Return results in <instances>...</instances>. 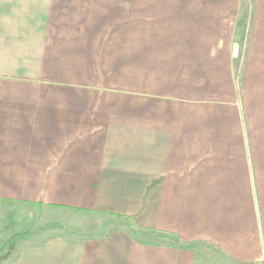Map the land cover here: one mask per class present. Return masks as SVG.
<instances>
[{"label":"crops","instance_id":"obj_1","mask_svg":"<svg viewBox=\"0 0 264 264\" xmlns=\"http://www.w3.org/2000/svg\"><path fill=\"white\" fill-rule=\"evenodd\" d=\"M240 4L0 0V264H264V0L237 71Z\"/></svg>","mask_w":264,"mask_h":264},{"label":"rangeland","instance_id":"obj_2","mask_svg":"<svg viewBox=\"0 0 264 264\" xmlns=\"http://www.w3.org/2000/svg\"><path fill=\"white\" fill-rule=\"evenodd\" d=\"M255 9V0H241L240 14L237 21L238 33L236 44L238 48V58H236V70L241 68L244 60V47L248 40L250 26L252 24L253 11ZM83 220H75V228L83 229L85 233L94 236H103L112 229L118 227H131L128 220L121 218L118 215H102L95 213H80ZM61 221H59L60 223ZM60 227L59 224L57 226ZM82 230V231H83ZM135 231V230H134ZM159 236V235H158ZM145 237V236H142ZM148 237V236H147ZM162 240L174 241L172 235H162L159 237ZM175 242V241H174ZM198 248L197 263L198 264H236L232 259L216 246L209 243H197L193 245Z\"/></svg>","mask_w":264,"mask_h":264},{"label":"trees","instance_id":"obj_3","mask_svg":"<svg viewBox=\"0 0 264 264\" xmlns=\"http://www.w3.org/2000/svg\"><path fill=\"white\" fill-rule=\"evenodd\" d=\"M232 261H234V263H236V264H255V263H241V262L237 261L236 259L235 260L232 259Z\"/></svg>","mask_w":264,"mask_h":264}]
</instances>
